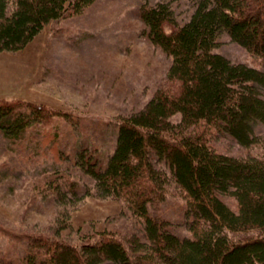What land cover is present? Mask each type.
<instances>
[{"label":"trees","instance_id":"1","mask_svg":"<svg viewBox=\"0 0 264 264\" xmlns=\"http://www.w3.org/2000/svg\"><path fill=\"white\" fill-rule=\"evenodd\" d=\"M93 1L0 0V52L24 47L47 23ZM139 17L148 39L171 55L167 73L142 108L122 117L104 162L80 150L75 164L93 179L98 195L120 199L140 219L142 234L123 241L103 231L80 246L37 235L26 241L21 263L264 264V153L239 158L209 142L221 133L249 145L256 142L254 124L264 125V70L213 51L225 32L264 64V0H194L180 25L167 2L142 8ZM46 109L0 101V129L19 137L52 114ZM169 182L183 199L189 236L152 211L165 200ZM77 186L64 184L72 194Z\"/></svg>","mask_w":264,"mask_h":264},{"label":"rangeland","instance_id":"2","mask_svg":"<svg viewBox=\"0 0 264 264\" xmlns=\"http://www.w3.org/2000/svg\"><path fill=\"white\" fill-rule=\"evenodd\" d=\"M156 2H167L179 25L194 8V0H94L78 14L47 23L24 47L0 52V101L52 112L19 137L0 129V264H22L26 241L37 235L76 246L103 231L123 241L141 236L140 219L120 199L95 192L93 179L75 164V153L83 150L104 162L122 117L142 108L165 77L172 57L148 39L139 17ZM213 51L264 70L260 57L225 32ZM253 128L256 142L249 145L221 133L211 134L209 142L235 157L260 156L264 125L256 122ZM69 180L78 183L75 194L64 187ZM223 198L236 208L230 196ZM182 202L169 182L165 200L152 211L189 236Z\"/></svg>","mask_w":264,"mask_h":264}]
</instances>
